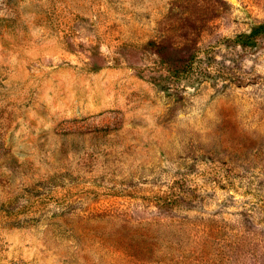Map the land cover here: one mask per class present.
Returning a JSON list of instances; mask_svg holds the SVG:
<instances>
[{"label": "rangeland", "instance_id": "rangeland-1", "mask_svg": "<svg viewBox=\"0 0 264 264\" xmlns=\"http://www.w3.org/2000/svg\"><path fill=\"white\" fill-rule=\"evenodd\" d=\"M0 264H264V0H0Z\"/></svg>", "mask_w": 264, "mask_h": 264}]
</instances>
